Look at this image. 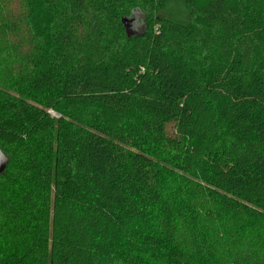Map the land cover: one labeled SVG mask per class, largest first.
<instances>
[{
  "label": "trees",
  "instance_id": "obj_1",
  "mask_svg": "<svg viewBox=\"0 0 264 264\" xmlns=\"http://www.w3.org/2000/svg\"><path fill=\"white\" fill-rule=\"evenodd\" d=\"M23 1L0 264H264V0Z\"/></svg>",
  "mask_w": 264,
  "mask_h": 264
},
{
  "label": "rangeland",
  "instance_id": "obj_2",
  "mask_svg": "<svg viewBox=\"0 0 264 264\" xmlns=\"http://www.w3.org/2000/svg\"><path fill=\"white\" fill-rule=\"evenodd\" d=\"M174 12L176 17H181L183 14L182 7L178 0H174L170 7L169 12ZM131 14L134 21L131 26L137 32L142 30L143 16L139 11ZM26 7L23 0H0V79L5 80L10 77L12 72H17L24 66L23 57L25 51H28L31 46V37L26 29L25 19ZM172 17L174 16L172 14ZM130 16V17H131ZM7 30H3V27ZM157 27L154 26L153 29ZM94 48H90L87 40L84 39L82 46L77 48L76 52L79 55L87 54L91 59H97L99 57V51L97 50V43L93 44ZM86 50V51H85ZM19 69V70H18ZM52 116L57 114L48 110ZM167 135L175 136V129L173 125H168L166 128ZM157 157L159 149H153L152 151ZM210 223V222H209ZM263 232L258 231L259 235H263ZM259 241L262 239L258 237ZM237 241V240H236ZM262 241V240H261ZM264 242H262L263 244Z\"/></svg>",
  "mask_w": 264,
  "mask_h": 264
},
{
  "label": "water",
  "instance_id": "obj_3",
  "mask_svg": "<svg viewBox=\"0 0 264 264\" xmlns=\"http://www.w3.org/2000/svg\"><path fill=\"white\" fill-rule=\"evenodd\" d=\"M139 11L138 9H134L132 11V14L136 13L135 11ZM140 12V11H139ZM134 21V19L132 18V16L130 17H123L122 18V22L124 24V28H125V32L127 34V36L130 35H137L139 34L141 31L137 32L136 30H134L131 26L132 22ZM6 157L5 155L0 151V172L4 169L5 165H6Z\"/></svg>",
  "mask_w": 264,
  "mask_h": 264
}]
</instances>
